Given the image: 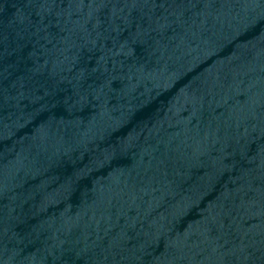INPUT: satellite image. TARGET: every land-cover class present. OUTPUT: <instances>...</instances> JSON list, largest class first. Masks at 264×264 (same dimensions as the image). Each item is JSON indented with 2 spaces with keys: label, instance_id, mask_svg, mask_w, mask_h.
I'll list each match as a JSON object with an SVG mask.
<instances>
[{
  "label": "water",
  "instance_id": "water-1",
  "mask_svg": "<svg viewBox=\"0 0 264 264\" xmlns=\"http://www.w3.org/2000/svg\"><path fill=\"white\" fill-rule=\"evenodd\" d=\"M0 264H264V0H0Z\"/></svg>",
  "mask_w": 264,
  "mask_h": 264
}]
</instances>
